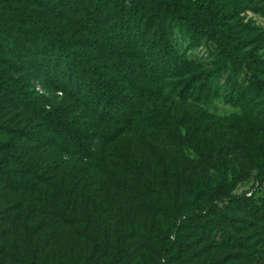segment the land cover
I'll return each instance as SVG.
<instances>
[{"label": "rangeland", "instance_id": "1", "mask_svg": "<svg viewBox=\"0 0 264 264\" xmlns=\"http://www.w3.org/2000/svg\"><path fill=\"white\" fill-rule=\"evenodd\" d=\"M76 1L99 13L106 32L113 31L116 19L121 24L133 20L130 0H118L119 9L106 13L98 9V0ZM178 1L192 8L198 4V0ZM226 1L244 8L241 18L252 32L264 31V0ZM31 6L70 40V46L78 44L80 16L70 12L63 0H33ZM7 25L9 33L0 32V70L31 82L52 103L69 106L88 138L89 152L86 155L53 136L25 103L0 91V141L9 150L25 146L27 158L60 165L67 175L65 182H72L61 189L0 177V264H264V259L254 261L239 253L219 227L239 236L222 221L221 211L240 220L245 217L250 223L247 233L264 245V215L249 220L246 211L231 203L228 185L248 165L257 164L258 170L233 196L252 193V200L264 207V181L258 177L264 166V104L230 101L227 69L218 73L220 82L202 97L190 94L184 99L169 81L153 86L154 104L145 108L146 116H153V106H158L173 123L169 130L151 127L150 121L123 128L84 98L55 88L44 72L54 63L43 58L39 40L23 17L14 15ZM164 33L176 54L185 55L195 66L197 76L218 70L221 60L213 44L194 40L186 28L171 22L165 24ZM129 34L125 30L118 38L138 67L136 44L128 40ZM253 47L264 57V41L255 37ZM195 143L207 145L212 161L196 153ZM153 148L176 154L181 173L179 182L171 167L165 175L167 193L180 216L177 252L170 258L162 251L163 239L174 236L164 215L167 202L140 181L150 179L155 170ZM216 157L228 174L226 182L215 166ZM206 206L207 213H201L199 209ZM120 221L129 231L117 245Z\"/></svg>", "mask_w": 264, "mask_h": 264}, {"label": "trees", "instance_id": "2", "mask_svg": "<svg viewBox=\"0 0 264 264\" xmlns=\"http://www.w3.org/2000/svg\"><path fill=\"white\" fill-rule=\"evenodd\" d=\"M32 1L0 0V32L9 33L7 23L12 16L23 17L39 40L43 58L54 63L53 67L48 66L44 72L53 81L55 88L84 98L111 122L123 128H130L140 122L148 124L147 121H150L151 127L169 130L173 123L168 116L162 115L158 106H153V116H146L145 108L154 104L151 103L153 86L169 81L184 99L190 97V94L202 97L212 91L216 82H220L218 73L226 69L229 71L227 84L231 89L227 97L230 101L264 104V57L257 48H251L255 37L264 41V31L259 35L252 32L253 28L241 18L245 10L239 5L229 6L226 0H198L197 6L192 8L188 3L178 0H130L133 20L121 24L116 19L113 31L106 32L99 24V13L88 10L76 0H63L70 12L80 16L78 30L81 37L76 46H70V40L62 38L33 9ZM97 4L101 13L119 9L118 0H98ZM167 22L186 28L198 42L206 40L213 44L221 60L218 70L199 73L197 76L195 66L189 64L185 55L178 56L165 37L164 27ZM125 30L130 33L128 40L136 44L138 67L133 66L129 51L118 38ZM104 60L110 63V68ZM202 85L207 86L208 90L204 91ZM0 91L5 96H13L25 103L42 119L53 136L74 145L87 155L88 138L77 125L69 106L52 103L31 82L11 77L2 70ZM192 147L197 154L212 161L207 145L195 143ZM153 150L157 157L155 170L150 179L141 178L140 181L148 192L167 202L164 215L169 231L174 236L163 239L162 251L165 257L170 258L177 252L180 216L167 193L165 175L171 167L179 182L181 173L175 163L176 154L157 148ZM214 162L226 182L228 174L219 157ZM59 166L27 158L25 146L9 150L0 141V177L11 183L59 185L63 189L65 183L70 186L72 182H65L67 175L59 170ZM256 170L258 165L252 163L228 184L231 203L246 211L249 220L263 216L264 207L258 206L252 200L253 196L234 198L233 193ZM258 177L264 181V166L259 170ZM223 181L220 186L224 185ZM216 204H211L214 210H218ZM208 209L206 206L199 210L207 213ZM221 217L239 235L231 234L227 228L219 225L225 237L228 236L227 243H234L239 253L256 259L254 261L263 260L264 245L255 243L256 235L247 233L249 221L246 222L245 217L240 220L234 214L224 211H221ZM128 231V226H124L122 221L118 222L117 245Z\"/></svg>", "mask_w": 264, "mask_h": 264}, {"label": "built area", "instance_id": "3", "mask_svg": "<svg viewBox=\"0 0 264 264\" xmlns=\"http://www.w3.org/2000/svg\"><path fill=\"white\" fill-rule=\"evenodd\" d=\"M248 196L251 197L252 196V193H249Z\"/></svg>", "mask_w": 264, "mask_h": 264}]
</instances>
